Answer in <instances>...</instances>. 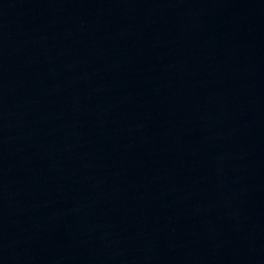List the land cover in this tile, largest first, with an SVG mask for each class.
Segmentation results:
<instances>
[{"label":"water","instance_id":"obj_1","mask_svg":"<svg viewBox=\"0 0 264 264\" xmlns=\"http://www.w3.org/2000/svg\"><path fill=\"white\" fill-rule=\"evenodd\" d=\"M0 264H264V0H0Z\"/></svg>","mask_w":264,"mask_h":264}]
</instances>
